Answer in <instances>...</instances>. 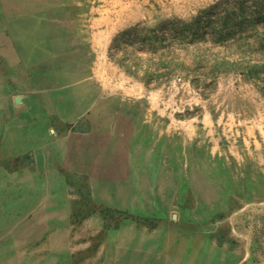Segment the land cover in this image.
I'll return each mask as SVG.
<instances>
[{
    "label": "rangeland",
    "instance_id": "374dc122",
    "mask_svg": "<svg viewBox=\"0 0 264 264\" xmlns=\"http://www.w3.org/2000/svg\"><path fill=\"white\" fill-rule=\"evenodd\" d=\"M215 4L223 40L176 53L187 65L196 55L191 72L145 85L109 57L118 32ZM68 11L81 16L67 21V71L92 70L107 90L81 84V103L120 109L135 161L126 180L105 162L104 179L57 181L40 196V244L0 245V264H264V0H81Z\"/></svg>",
    "mask_w": 264,
    "mask_h": 264
},
{
    "label": "crops",
    "instance_id": "0c3cea01",
    "mask_svg": "<svg viewBox=\"0 0 264 264\" xmlns=\"http://www.w3.org/2000/svg\"><path fill=\"white\" fill-rule=\"evenodd\" d=\"M74 2L0 0V245L40 244V196H55L60 181L104 179L105 162L126 180L135 161L120 109L81 103V84L104 94L103 83L92 70L75 80L67 71Z\"/></svg>",
    "mask_w": 264,
    "mask_h": 264
},
{
    "label": "trees",
    "instance_id": "16d2710c",
    "mask_svg": "<svg viewBox=\"0 0 264 264\" xmlns=\"http://www.w3.org/2000/svg\"><path fill=\"white\" fill-rule=\"evenodd\" d=\"M215 6L216 4L211 5L189 19L171 17L160 20L150 27L141 26V23L130 26L114 35L109 47V57L126 73L138 78L145 85H159L176 70L189 73L197 63L196 55L194 53L192 55V65H187L179 61L176 53L191 50L199 38H205L209 34H214L219 40H223L221 36L225 35L228 26V21L225 20L226 13L222 15L220 27L215 28L212 17ZM129 46L142 50L146 57L133 52L134 57L131 58L127 54ZM117 50L122 51L121 55H117ZM209 78L212 80L214 75H210Z\"/></svg>",
    "mask_w": 264,
    "mask_h": 264
}]
</instances>
